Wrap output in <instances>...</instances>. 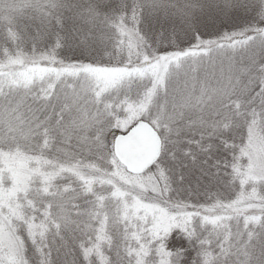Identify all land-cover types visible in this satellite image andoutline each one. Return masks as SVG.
I'll return each mask as SVG.
<instances>
[{
  "label": "snow or ice",
  "instance_id": "1",
  "mask_svg": "<svg viewBox=\"0 0 264 264\" xmlns=\"http://www.w3.org/2000/svg\"><path fill=\"white\" fill-rule=\"evenodd\" d=\"M0 10V264H264V0Z\"/></svg>",
  "mask_w": 264,
  "mask_h": 264
},
{
  "label": "rangeland",
  "instance_id": "2",
  "mask_svg": "<svg viewBox=\"0 0 264 264\" xmlns=\"http://www.w3.org/2000/svg\"><path fill=\"white\" fill-rule=\"evenodd\" d=\"M5 12L3 10H0V16H3Z\"/></svg>",
  "mask_w": 264,
  "mask_h": 264
}]
</instances>
